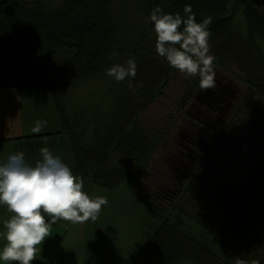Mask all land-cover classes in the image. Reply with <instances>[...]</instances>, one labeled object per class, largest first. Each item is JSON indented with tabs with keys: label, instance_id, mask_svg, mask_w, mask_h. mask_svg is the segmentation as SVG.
Instances as JSON below:
<instances>
[{
	"label": "trees",
	"instance_id": "1",
	"mask_svg": "<svg viewBox=\"0 0 264 264\" xmlns=\"http://www.w3.org/2000/svg\"><path fill=\"white\" fill-rule=\"evenodd\" d=\"M54 1L0 0V87L49 92L62 124L54 133L67 135L76 170L83 169L99 186L114 188L144 173L148 197L156 193L164 201L181 188L171 210L186 218L184 227L191 229L158 215L154 202L145 199L147 211L160 223L147 232L142 251L118 256L113 264H236L237 258L264 264V0ZM186 4L197 22L212 18L213 66L246 85V94L220 130L194 128L199 141L206 140L200 154L196 147H191L194 153L186 152L190 146L179 148L199 161L191 176L184 180L180 169L162 163L153 177L147 175L153 158L169 138L174 118L189 115L186 107L199 78L185 77L157 54L149 15L159 6L183 17ZM128 58L137 65L134 79L117 82L106 74ZM180 78L187 87L174 92L172 83ZM85 82L98 89L91 104L85 97L86 106L73 100V91ZM217 84L214 90L220 91ZM106 98L115 111L103 118ZM161 99L172 114L156 128L142 115ZM117 115L110 122L109 116ZM86 133L94 137L90 144L80 136ZM194 196L205 206L199 213L186 208Z\"/></svg>",
	"mask_w": 264,
	"mask_h": 264
},
{
	"label": "rangeland",
	"instance_id": "2",
	"mask_svg": "<svg viewBox=\"0 0 264 264\" xmlns=\"http://www.w3.org/2000/svg\"><path fill=\"white\" fill-rule=\"evenodd\" d=\"M261 51L264 58V42H261ZM213 68L216 72V84L219 82L217 85L221 89L226 85L231 87V92L223 91L222 93L223 97L228 98V104L230 105L225 104L227 107L222 106V108H219L216 103H211V107L202 103L207 96H202V102H197L192 98L186 107V112L189 115H186V117L178 115L174 118L169 131V138L163 142L162 148L155 154L151 163L152 167H150L149 172L147 171V175L155 177L162 163H166L169 167L173 168V166H176L180 169L184 180L191 176L199 161L192 158V154L185 155L183 151H178L179 148L190 146L186 148V152L194 153L191 147H196L197 153L200 154L206 148V140L199 141L201 138L200 133H197L194 128L198 129L201 128L200 125H205V127L208 126V129L210 128L213 131L220 130L224 125L223 122L228 119L232 110H234L233 107H236L244 98L246 85L233 77V75L227 74L223 69H219L217 66H213ZM221 73L225 75L221 77ZM185 86L187 87V81L185 82L182 78L177 81L174 80L172 83L174 92L183 90ZM197 86L194 93L199 89V84ZM214 89H217V87ZM221 89L220 91H222ZM204 92L207 94V91ZM97 95L98 89H96V86L92 82H85L79 84L73 91V100L76 104L82 102L86 106L87 104L83 102L85 97H90L91 104L92 99L98 97ZM166 102L167 100L165 99L156 101L152 109H148L142 115V121L144 119L148 123H153L156 128L162 126L166 118H169L172 114L169 107L165 105ZM192 104L195 107H192ZM101 111L103 118L109 112L115 111V106L111 99H104V106ZM109 117L110 122H115L118 119V115L113 119L111 116ZM40 120L47 122L46 127L41 131L42 133H54L61 129L62 124L59 114L47 90L39 87H0V126H4V130H0V136L6 137L9 133L16 136L27 134L16 140L0 142V163H3L11 153L23 152L25 162L27 163L28 161L29 163L27 164L32 165L30 161L42 159L40 149L47 147L71 168L74 175L82 178L83 190L91 198L98 196L107 198L108 203L101 206L95 221L89 219L82 223H72L64 220L65 228L63 230H69L66 233L68 237L62 243L67 246V251L63 253L66 257L70 258L72 254L80 253L82 254L81 260L83 264H113L118 256H129L132 253L142 251L146 244L147 232L160 223V219H156L153 212L147 211L145 199L154 202L152 206L158 207V209L156 208L157 210L154 209V211H159L158 215L162 217L168 216L178 228L191 230L188 227H184L187 219L171 210L173 209L171 206L178 202L175 200L179 193L181 194V188L177 194L164 198V201L157 199L159 197L156 193L150 194L151 197H148L144 189V173H137L136 178L130 182L129 178H126L124 182L114 188L108 189L99 186L90 179L87 173H84L83 169L78 167L79 170H76L77 163L75 162L72 146L67 135L61 137V140H59V134L43 135L41 137L43 140L39 142L38 138H36L37 136H32L33 132L31 129ZM245 122L250 123L251 121L246 118ZM97 127H99V124L95 129ZM80 136L86 143L94 138L89 133L81 134ZM186 136H189V140L185 138ZM190 141H194V143ZM178 152L184 153V156L180 157ZM173 170L177 173V170ZM182 196H185V194H182ZM188 203L189 205L186 208L195 213L205 209V206L197 196H194L193 199L191 197ZM73 224L77 227H74ZM52 254H56V251ZM181 264H191V262L185 261Z\"/></svg>",
	"mask_w": 264,
	"mask_h": 264
},
{
	"label": "clouds",
	"instance_id": "3",
	"mask_svg": "<svg viewBox=\"0 0 264 264\" xmlns=\"http://www.w3.org/2000/svg\"><path fill=\"white\" fill-rule=\"evenodd\" d=\"M185 16L171 14L159 6L151 11L156 34L155 50L168 64L185 77H198L202 91L216 87L214 55L210 52L209 26L211 17L197 22L191 5L183 9ZM182 28V30H181ZM113 55H116L113 53ZM136 62L128 58L125 64L114 63L106 74L117 82L136 76ZM129 89L135 91L129 83ZM47 122L40 120L31 131L40 133ZM42 159L33 165L25 162L23 152L11 153L0 163V205H5L13 215L3 222V238L0 261L31 264L39 256L41 244L50 236L52 218L82 223L95 221L107 198H91L83 190L82 178L73 174L71 168L47 147L40 149ZM236 264H246L237 258ZM252 264H258L252 261Z\"/></svg>",
	"mask_w": 264,
	"mask_h": 264
},
{
	"label": "crops",
	"instance_id": "4",
	"mask_svg": "<svg viewBox=\"0 0 264 264\" xmlns=\"http://www.w3.org/2000/svg\"><path fill=\"white\" fill-rule=\"evenodd\" d=\"M15 129V128H14ZM0 130H4V126H0ZM42 133V132H40ZM30 134V133H29ZM32 134V133H31ZM35 133H33L34 135ZM38 134V133H37ZM27 135V134H25ZM25 135H11L10 133L8 136H0V142L2 141H10V140H16L22 136ZM36 137V136H35ZM41 137L42 136H37L38 142L40 140H43ZM61 140L62 136H58ZM41 138V139H40ZM47 140V139H45ZM37 144V143H36ZM62 146V145H61ZM35 160L30 161V164H35ZM27 163H29L27 161ZM42 214L45 216L46 222H49L51 224V230H50V236L47 237L44 242L41 244L40 248L41 251L39 253V256L37 259L33 260L31 264H83L81 258L82 254H72L70 258L66 257L65 253L67 251L66 245L64 246L62 243L63 241L68 237L66 234L68 231L63 230L65 228L64 225V220L62 219H57L55 223H51L52 218L49 217L46 213ZM13 215V213L9 212L7 210V207L5 205H0V248L3 247V245L6 243V241L3 238V222L10 218V216ZM75 227L76 225L73 224ZM77 227V226H76ZM56 251V254H52L53 252ZM0 264H17V262H5V261H0Z\"/></svg>",
	"mask_w": 264,
	"mask_h": 264
},
{
	"label": "water",
	"instance_id": "5",
	"mask_svg": "<svg viewBox=\"0 0 264 264\" xmlns=\"http://www.w3.org/2000/svg\"><path fill=\"white\" fill-rule=\"evenodd\" d=\"M221 89V88H220ZM222 91H215L213 89H209L207 90V94L206 92L200 90V88L197 90V92L194 94V99L197 102H202V96L206 97V100L202 103H204L205 105L211 106V103H216L217 107L222 108V106H226V105H230L228 104V100L227 97H223L222 93L223 91L225 92H231V87H229L228 85H226L225 87H223L221 89ZM226 104V105H225ZM192 107H195L194 104H192ZM212 107V106H211ZM227 107V106H226ZM214 108V107H213Z\"/></svg>",
	"mask_w": 264,
	"mask_h": 264
},
{
	"label": "flooded vegetation",
	"instance_id": "6",
	"mask_svg": "<svg viewBox=\"0 0 264 264\" xmlns=\"http://www.w3.org/2000/svg\"><path fill=\"white\" fill-rule=\"evenodd\" d=\"M214 90V89H213ZM228 99V98H227ZM186 167V166H185ZM186 169V168H185Z\"/></svg>",
	"mask_w": 264,
	"mask_h": 264
}]
</instances>
